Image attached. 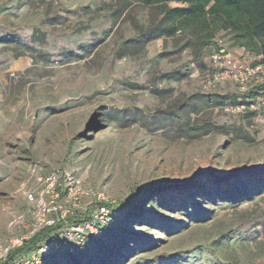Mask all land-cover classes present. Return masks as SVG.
Segmentation results:
<instances>
[{
	"label": "rangeland",
	"instance_id": "374dc122",
	"mask_svg": "<svg viewBox=\"0 0 264 264\" xmlns=\"http://www.w3.org/2000/svg\"><path fill=\"white\" fill-rule=\"evenodd\" d=\"M164 16L137 0H0V263L51 207L57 174L47 217L67 213L51 236L94 228L39 264H264V113H227L231 88L202 87L210 46H241L229 29L205 45L190 28L159 35Z\"/></svg>",
	"mask_w": 264,
	"mask_h": 264
},
{
	"label": "built area",
	"instance_id": "2783aa9c",
	"mask_svg": "<svg viewBox=\"0 0 264 264\" xmlns=\"http://www.w3.org/2000/svg\"><path fill=\"white\" fill-rule=\"evenodd\" d=\"M211 66L204 74L202 87L204 90L219 88H231L236 96L234 102L223 106V109L232 115H242L247 113H264V57L251 53L246 47H241L240 53L233 54L227 50L221 43L210 46ZM60 176L53 174L47 181L53 191V201L51 207L43 206V213L38 216L37 223L33 225L34 230L21 237L19 243L31 239L37 232L45 226L55 225L64 221L66 213L61 217L51 219L47 217L48 213L59 211L56 200L60 198V192L56 189ZM67 192L73 199L74 207L78 206L81 191L79 182L70 174L65 175ZM31 200L34 199L32 193L29 194ZM80 203V202H79ZM108 215V208L105 204L99 205L92 213V219H104ZM91 220V219H90ZM94 228V222H84L72 224L67 231L58 236H51L46 242L33 250L29 255L21 258V264H39L43 257L57 251L59 247L70 248L74 241L83 243L86 231Z\"/></svg>",
	"mask_w": 264,
	"mask_h": 264
},
{
	"label": "trees",
	"instance_id": "16d2710c",
	"mask_svg": "<svg viewBox=\"0 0 264 264\" xmlns=\"http://www.w3.org/2000/svg\"><path fill=\"white\" fill-rule=\"evenodd\" d=\"M144 4L160 7L165 13L167 23L159 31V35L190 28L196 35H203L201 40L205 45L215 37L220 29H229L234 33L237 45L246 47L251 53L264 57V0H137ZM177 1L183 6L172 7L170 2ZM205 41V42H204ZM264 61V59H263ZM168 188L166 183L149 185L137 189L130 196L129 212L138 208L145 211L146 203ZM147 195V196H145ZM84 218H73L72 222H83ZM68 222V221H67ZM62 222L45 226L21 247L11 250L0 264H10L19 254L31 253L51 237V232L60 229Z\"/></svg>",
	"mask_w": 264,
	"mask_h": 264
},
{
	"label": "crops",
	"instance_id": "0c3cea01",
	"mask_svg": "<svg viewBox=\"0 0 264 264\" xmlns=\"http://www.w3.org/2000/svg\"><path fill=\"white\" fill-rule=\"evenodd\" d=\"M240 50H241V49L237 50V51H236V53H238V54H239V53H240ZM235 97H236V96H235ZM235 100H236V99H235Z\"/></svg>",
	"mask_w": 264,
	"mask_h": 264
}]
</instances>
